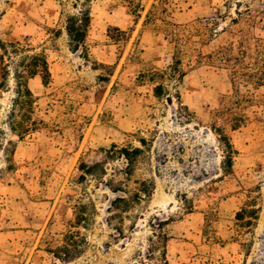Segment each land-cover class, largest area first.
Instances as JSON below:
<instances>
[{
  "label": "rangeland",
  "instance_id": "1",
  "mask_svg": "<svg viewBox=\"0 0 264 264\" xmlns=\"http://www.w3.org/2000/svg\"><path fill=\"white\" fill-rule=\"evenodd\" d=\"M86 8L87 50L74 51L65 22ZM0 38L45 49L52 74L29 81L45 125L24 138L0 90V264H159L148 249L162 232L169 264H264V0H0ZM218 130L237 150L227 170ZM114 143L142 149L128 179V161L107 158ZM82 162L107 174L81 179ZM146 179L151 197L109 221L123 195L111 181L137 190ZM251 201L259 218L240 228ZM79 202L95 206L79 227L88 244L63 262L48 240Z\"/></svg>",
  "mask_w": 264,
  "mask_h": 264
},
{
  "label": "trees",
  "instance_id": "2",
  "mask_svg": "<svg viewBox=\"0 0 264 264\" xmlns=\"http://www.w3.org/2000/svg\"><path fill=\"white\" fill-rule=\"evenodd\" d=\"M9 2V0H6ZM133 10L138 6L132 3ZM92 16L90 9L86 8L78 15H69L65 22V30L68 35L70 47L74 51L80 48L87 50L86 38L90 29ZM120 31L121 35H126V31ZM57 35V33L55 34ZM120 39V38H119ZM118 40V38H115ZM243 53H246L245 51ZM258 55L264 56V42L258 45ZM260 71V68H258ZM172 75L181 77L184 75L182 69V60L177 57L171 66ZM0 90L12 92L9 112L7 114V124L12 133L20 138H24L38 130L44 125L45 121L37 116V97L29 85V81L35 77H40L44 85L51 82L52 74L50 71V62L45 49H39L38 45L33 44L30 40H2L0 38ZM264 81V77H263ZM12 82V84H11ZM164 85L155 86V95L158 97L163 92ZM221 134V141L224 145L225 158L223 160L224 169H230L233 165L234 156L237 150L234 148L230 137L218 130ZM145 143V140H141ZM0 145L2 142L0 141ZM14 152L12 154L14 155ZM107 158L121 156L128 161V166L123 169V173L128 179L132 176V166L142 152L139 147H134L129 150L127 147H120L113 144L112 148L106 150ZM13 165V164H11ZM10 165V166H11ZM13 167V166H11ZM80 178L85 179L87 175L97 176L99 171H102L103 176L107 174L105 163H96L93 165L82 162ZM140 186L137 190H129L127 185H123L120 181L115 185L111 181V189L114 192H121L123 195H118L111 202L108 211L110 213L109 221L123 219V213L128 212L132 207L141 204L146 198H150L155 184L151 179H146L138 182ZM254 201V200H253ZM253 201L246 203L236 214L238 226L240 228H251L259 218V207ZM95 210V206L79 202L75 206L74 220L70 222L69 228L62 234L61 239H49L47 251L52 253L60 261H70L83 254L85 247L88 244L87 236H85L80 226L86 227L92 220L91 211ZM115 228L122 235L123 229L119 224ZM151 245L148 249L149 257L158 260L159 264H169L167 258V242L168 236L161 233L157 241L151 239Z\"/></svg>",
  "mask_w": 264,
  "mask_h": 264
}]
</instances>
